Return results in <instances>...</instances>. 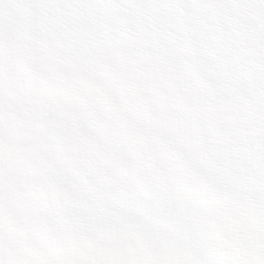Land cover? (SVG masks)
<instances>
[{"label": "clouds", "instance_id": "obj_1", "mask_svg": "<svg viewBox=\"0 0 264 264\" xmlns=\"http://www.w3.org/2000/svg\"><path fill=\"white\" fill-rule=\"evenodd\" d=\"M0 264H264V0H0Z\"/></svg>", "mask_w": 264, "mask_h": 264}]
</instances>
